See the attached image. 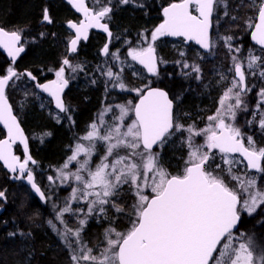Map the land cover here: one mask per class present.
<instances>
[{"label":"snow or ice","instance_id":"1","mask_svg":"<svg viewBox=\"0 0 264 264\" xmlns=\"http://www.w3.org/2000/svg\"><path fill=\"white\" fill-rule=\"evenodd\" d=\"M72 3L84 13L87 22H69L76 33L69 51L76 52L80 39H87L89 28H101L112 37L108 24L101 23L111 13V7L104 5L94 11L85 6L84 0H72ZM121 3H135V0H121ZM250 3L256 15L245 24L254 29L251 38L261 46L262 55L250 50L243 59L231 56L232 66L228 71L232 78L219 98L215 113L207 116L205 127H197L195 122L180 123L173 111V100L162 88L147 83L128 89L121 75L123 68L114 72L109 67L101 73L112 81L113 88L136 92L138 102L105 105L88 126L86 134L70 147L72 154L57 169L61 184L70 180L77 184L68 201L56 212V220L64 225V230L60 231L51 220L48 222L69 250L72 264H264V248L257 251L253 237L238 229L242 214L250 216L264 205V188L259 185V177L247 171L237 174L236 168L243 164L247 170L264 173V147H258L253 138L245 136L235 124L238 110L247 111L242 98L251 91L246 74L264 78V0H259L258 4L250 0ZM219 8L228 15L227 0H174L163 8V22L152 31L150 40L147 35L143 37L148 46L132 47L128 55L147 72L159 75L158 63L162 58L157 57L154 45L160 37H183L211 51L215 46L211 37L213 17ZM43 21L52 22L47 8ZM219 39L229 52H241L240 47H233L232 36ZM21 40L22 30L6 31L0 27V46L9 56L15 58L25 51ZM102 52L106 56L109 54L108 44ZM112 58L120 59L118 53H113ZM62 65L55 73L56 80L37 86L55 98L61 112L67 113L69 109L61 98L68 84L64 78L65 68L76 71L82 66L73 67L67 58ZM189 67L193 72H200L199 65L183 64V68ZM26 75L36 80L31 72ZM14 77L19 78V74L11 67L6 75L0 76V123L8 130V139L0 140V160L12 172L19 169L23 176L29 161H35L28 156L21 162L12 152V144L17 140L23 143L25 151L28 147L6 95L9 81ZM227 79L221 75V82ZM259 96L264 101V88L260 89ZM256 107L261 109L260 104ZM255 120L253 114V120L247 123ZM257 123L264 129V110L259 112ZM173 137L187 150L183 167L175 174L163 166L160 156V151L173 141ZM198 137L203 138V143L197 142ZM217 154L221 163H215ZM234 154H239L240 158ZM73 162L78 165L75 171L70 168ZM48 179L53 180L52 177ZM27 180L41 199H46L30 169ZM125 188L134 198L128 229L106 228L102 247L93 249L83 243L81 234L89 217L106 216L108 208L124 213L115 198ZM4 196L0 191V198ZM73 200L86 202L85 207L73 209L70 203ZM69 213L84 214L75 229L64 219Z\"/></svg>","mask_w":264,"mask_h":264},{"label":"trees","instance_id":"2","mask_svg":"<svg viewBox=\"0 0 264 264\" xmlns=\"http://www.w3.org/2000/svg\"><path fill=\"white\" fill-rule=\"evenodd\" d=\"M90 1L95 9H99L104 5L112 8L111 13L106 17L113 30L109 54L107 57L99 59V55H101L99 52V46L101 45L99 38H101V35L96 34L95 43L93 46L90 45L94 48L95 58L110 62L109 67L114 72H118L123 68L121 75L128 89L140 88L144 84L151 83V85L167 89L172 96L176 94L205 95V90H198L199 85L192 87L193 85H188L189 81L187 79L182 80L186 78L185 73L189 71L188 68H183V64L186 62L199 65V68H203L205 71V81L209 82L211 70L215 67H213V64L209 67L206 66V63H212V60H208V58L212 55H221L222 60L220 59V61H223V57L228 53L224 42L219 37L232 36L233 47H236L238 46L239 37L244 35V41H248L250 44L249 33L251 28H247L245 22L249 18L255 19L256 15V9L252 7L250 0H227L228 15H224L223 8L217 9L214 14V28L211 37L215 46L209 53H201L196 45H186L180 39H171L167 36L160 37L155 42V46L158 58H162V62L158 63L159 75H153L146 72L136 61H133L128 55V50L132 47H143L147 44L148 41H145L143 37L147 35L150 39L152 31L161 24L164 18L163 8L174 2V0H135V3L129 4H123L121 0ZM256 3L258 4L259 0H256ZM62 5H67V3L64 0H0V26L8 30H22L24 34L28 46L26 53L23 55V57H26V68H29V66H32V68L39 67L44 62L43 58L52 53L53 39L51 36L50 38L47 37L48 40L41 39V15L43 10L47 8L57 19L59 15L64 14ZM232 17H236V19L234 20ZM217 20H219L218 24L216 23ZM40 51L42 55L38 57ZM113 53L119 54V61L113 60ZM180 53H184V55L181 56ZM32 54L34 55L32 56ZM36 54H38L37 57ZM95 61L98 63V60ZM214 63L216 64L217 60H214ZM10 67L11 61L0 50V76L6 75L7 69ZM217 77L219 78V76ZM105 78V75L96 71L93 79L95 82H92L89 86H81L75 94H69L72 104L78 106L75 117L78 129L91 117L92 110H95L100 104L103 94L115 95V101L120 103L126 101L136 102L138 98L136 92L113 88L112 83L109 86L110 91L105 92V89H103ZM22 79L33 90L37 91L34 80L26 74L22 75ZM19 86L13 87L11 83V95L7 91V96L29 137L30 151L37 162L35 165H31L33 169L37 167L34 174L37 181L46 187L47 182L42 178L41 170L47 166L60 167L66 162L70 154V150L67 148L69 147L68 142L74 138L76 131L74 132L71 128L53 125L49 119L43 116L42 111L39 109V101L34 97L25 98ZM254 86L256 88V105L260 104L262 107L263 101L259 96V92L261 88H264V80L260 81V77L256 75ZM200 89H202V86H200ZM20 98H24L21 100L24 101L22 109H20ZM190 100L184 103L191 106V109H194L195 105L201 101L192 98ZM47 129H49V138L43 145L36 146V140L32 135L33 131L41 133ZM258 131L262 133L257 126L255 132ZM4 136L5 131L0 126V139ZM259 143L264 146V140L259 141ZM15 153L21 158L24 157V152L19 144L15 146ZM169 160L167 163H170V165L171 163H174L172 166L177 165V161L174 162L175 155H170ZM178 171L170 169V172L174 174ZM0 191L5 193V199L1 203L6 207L0 216V264H72L65 251L67 248L64 242L61 241L58 233L48 223L50 220L54 221V212L51 209L48 210L47 205L23 181L11 180L9 173L1 163ZM126 198L129 201L134 200L129 191ZM129 214L130 210L128 209L121 213L118 220L114 223L111 222L109 226L115 224L119 227L121 222L130 223ZM67 217L68 220L71 218L74 221L72 214H66L65 218ZM82 218V215L78 216V220ZM107 221L110 220L107 219ZM106 223L102 215H94L87 221L83 238L89 247H91L89 241L98 237L99 231ZM251 227H256L257 231L260 230L264 237V222L258 225L255 217L245 218V214H242L238 227L239 231L249 230Z\"/></svg>","mask_w":264,"mask_h":264},{"label":"flooded vegetation","instance_id":"3","mask_svg":"<svg viewBox=\"0 0 264 264\" xmlns=\"http://www.w3.org/2000/svg\"><path fill=\"white\" fill-rule=\"evenodd\" d=\"M65 3H67V5H62V9L64 14L63 15H59V17H57V19L53 16V14L50 12V10L48 9L49 15L52 18V22L48 23L46 21H43V13L41 15V21H40V28H41V34H43L41 36V39L43 38L48 40L47 37L53 39L52 41V47H53V51L50 54H47L46 58H43V63H41V65L37 68H32V66H29V68H26V61H25V56L23 57V55L26 53L28 46L27 43L25 41L24 38V34L22 33V40H21V44L25 47V52L16 60L13 61L11 60V68L14 69V71H17V73L19 75H23L26 74L28 72H31L33 76L36 77V80H34V84L36 87L37 83H44V82H48V81H52V80H56V71L63 66L62 65V61L67 58L69 59V61L71 62V65L73 67L77 66V65H81L82 67L78 68L76 71H72V68L66 67L65 68V74H64V78L68 80V84L67 86L64 88L63 90V99H64V104L68 107H71L73 109V116L74 118H72L73 122H70L69 124H67V119L65 117L62 118H54V116H52V112L54 111L57 114H63V112H61L57 107L54 106V102H53V98L46 94L43 93L42 91L38 90L37 91L40 92L42 99L46 100V104L45 107L41 108L40 110L42 111V114L45 118L49 119L51 121V123L53 125H58V126H62L63 128H71L72 130H74V138H72L70 140V142H68V145L70 146L72 143L76 142L78 140V137L80 135H82L84 132H86L88 126L90 125V123L94 120L93 116L96 115V112L105 105H115V104H122V103H126V102H117L115 101L116 97L115 95H111L110 93H106L103 94L101 96V101L100 104L97 106V108H95V110H92L91 113V117L82 125V127L80 129H78L77 127V122H76V113L78 111V106L73 105L72 100H71V96H69V94H75L78 90V88H80L81 86H89L90 84H92V82L94 81V76H95V72H99L102 73L106 72L107 68H109V64L110 62L105 61V60H99L101 59V57L105 58L107 57L106 55L103 54L102 49L105 46V43L107 41V35L106 33L102 32V31H97L95 29H90L88 32V37L87 39L81 38L80 41L77 44V50L76 52H71L69 51L70 48V41L72 39H75L76 33L74 30L71 29L69 22H74L76 24H80L82 21V16L77 13L75 11V9L73 8L72 5H70L67 1L64 0ZM88 5L90 8H92L94 11H97L99 9H95L92 6V3L90 0L87 1ZM44 12V10H43ZM102 21L104 23H107L110 27V29L112 30V26L110 25V23L107 21V18H103ZM2 27V26H0ZM4 28V27H2ZM7 31H13V30H8L6 28H4ZM95 33V34H94ZM96 34H100L101 38L100 39V46H99V52L101 55H99V59L95 58L94 56V48L91 47L93 46V44L95 43L94 39L96 37ZM112 37H113V30H112ZM243 38V39H242ZM249 39H250V33H249ZM111 42H112V38L109 44V51H110V46H111ZM251 39H250V44L249 42H245L244 41V35H242L241 37H239L238 39V46L236 47H240L241 48V52L240 53H234V52H229L226 54V56H224L223 60H226L227 62L225 64H223L222 68H225L224 71V76H227V80L225 81V84H223V86L219 87L217 89V92L213 98L214 102L209 104L210 102V98H207L205 95H199V94H194V95H183V94H176L174 96L170 94L171 99L173 100L174 103V114L177 116V118L179 119V122H183L185 125L191 124L193 122H195L196 125H198L199 123H197V119H199L200 123H203V118H205V121L203 123V126L207 123V116L213 115L215 113L216 108L219 106L218 104V100L219 98L222 96L223 91L226 89V87L228 86L231 78H232V73H230L228 71V69L232 66V61H231V56L232 55H237L239 56L241 59H243L245 56H247L248 52L251 51H258L259 55H262L260 49L261 47L258 45L253 44ZM91 45V46H90ZM93 50V51H92ZM255 52V51H254ZM203 53V52H202ZM256 54V52H255ZM29 60V59H26ZM95 60H98V63H96ZM189 65H197V64H189ZM189 71L185 73L186 78L182 79V80H188L189 84L188 85H193L192 87H194L195 85H199L198 90H203L200 89V86H203V84L206 82L205 81V77H204V73L202 71L198 73L193 72L191 67L188 68ZM221 73V72H220ZM221 74V75H222ZM221 75L216 74V76L221 77ZM247 75V79H246V83L248 85L249 88H251L250 92H247L242 98L245 102L247 111H239L237 112V119L235 121L236 125L238 127H240L244 130L245 134L250 133V132H254L255 130V123L252 122L251 124L247 123V121H250L253 118V110L256 107V88H255V77L249 76V74ZM196 76H199V79L196 78ZM15 78V77H14ZM13 78V79H14ZM31 78V77H30ZM12 79V80H13ZM260 77V81H262ZM11 80V81H12ZM10 81V82H11ZM104 83V88L105 92L106 91H110V87L112 81L108 80V78L106 77L103 81ZM10 84V83H9ZM153 86H157V85H151ZM190 86V88H191ZM226 86V87H225ZM159 87V86H158ZM9 88V89H8ZM189 88V87H188ZM7 91H9V93L11 94V85L9 87H7ZM189 96V97H188ZM189 100H188V98ZM190 98L192 99H200L201 101L199 103H197L195 105L194 109H191V106L185 105L184 102H189L191 101ZM115 101V102H114ZM138 101V98L136 100V102ZM135 102V103H136ZM264 105V103H263ZM243 107V106H242ZM181 115V118H180ZM110 118V117H108ZM246 129H250V130H246ZM46 133H49V129L45 130ZM248 131V132H247ZM245 144H247V140H245ZM68 148V147H67ZM234 156L239 157L238 154H234ZM29 168L31 170V163H29ZM248 172H252L250 170H248ZM18 173V174H17ZM15 175H11L10 174V179L11 180H22L21 177L25 176V174L23 176H21L20 172H17ZM35 175V174H34ZM36 178V175H35ZM37 181V178H36ZM37 183L40 185V187L42 188V190L45 192V189H48V185L45 187L42 183H39L37 181ZM46 194V192H45Z\"/></svg>","mask_w":264,"mask_h":264},{"label":"rangeland","instance_id":"4","mask_svg":"<svg viewBox=\"0 0 264 264\" xmlns=\"http://www.w3.org/2000/svg\"><path fill=\"white\" fill-rule=\"evenodd\" d=\"M180 40H182V42L184 43V40L182 38ZM177 44L179 45L180 43L178 42ZM147 46H148V42L143 47H147ZM129 50H128V52H129ZM254 51L256 52V55H259L258 54V51H256V50H254ZM41 53L42 52L40 51L39 52V55L36 54V57H37V55H38V57H40V55H42ZM201 53H202V51H201ZM33 55L34 54H32V56ZM209 59L212 60V63H206V66L209 67L211 64H213L214 65L213 67H215V68L214 69L212 68V70H211V73H210L211 74V79H210V81L204 83L202 87H203V90H205L204 91L205 92V96L207 98H210L209 104H211V103L214 102V100H213L214 96L213 95L216 94L217 89L220 86L222 87L223 84H225V81L224 82H221V77L218 78L216 76V74H219V75H221L222 73L224 74L225 68H222V67H223V64H225L227 61L226 60L220 61V59L222 60V56L221 55H217V56L216 55H212L211 57L208 58V60ZM214 60H217V63L216 64L214 63ZM219 61L221 62L220 64H219ZM193 64H195V63H193ZM200 71H202L204 73V77H205V71H204V69L203 68H200ZM257 71H259V70H257ZM207 75H209V74H207ZM249 76L251 78L252 75L249 74ZM257 76H259V75L257 74ZM215 77H217V78H215ZM253 77L256 78V76H253ZM196 78H197V76H196ZM261 80H264V79H261ZM11 83H12L13 87H18L20 85L19 88L23 91V93L25 95V98L26 97H28V98L34 97L35 99H37L39 101V103H40L39 109L45 107L46 100L45 99H42L40 92L33 90L30 86H28L26 84L27 82L22 79V75H19V78H15L12 82H10L9 86L11 85ZM22 99H24V98H20V109H22L23 104H24L23 103L24 101H21ZM218 102H219V100H218ZM263 103H264V101H263ZM66 107L69 109V111L67 113L63 112L62 115L61 114H57L54 111H51V112L53 113L52 116H54V118H57V117H59V118L65 117L67 119V124H69L70 122H73L72 121V118H74V116H73V112L74 111H73V109L71 107H68V105ZM103 107L104 106H102L96 112V115L93 116L94 120L96 119L97 114L102 110ZM261 110H264V105L261 107V109H257V107H255V109L253 110V112H254L253 114L256 115V120L253 121V122L255 123V127L258 126V128L262 131V133L260 131L255 132V130H256V128H255L254 132H250V133L245 134L244 130L241 128V125H240V129H241L242 133H244L245 136H251L258 147H264V146L260 145V143H259V141L264 140V129H261L259 127L258 123H257V121L259 119V117L257 118V115L259 116V112ZM116 114H118V110H116ZM110 116H111V114H109V117ZM180 118H181V115H180ZM251 120H253V118ZM202 121L204 123L205 118H203ZM196 122L199 123L197 125V127H200V128L205 127L206 124H207L206 123L203 126V123H200L199 122V119H197ZM180 123L184 124L182 121ZM246 130H250V129H246ZM85 134H86V132H84L82 135H80L78 137V140H79V138L83 137ZM32 135H33V138L36 140V146L43 145L45 143V141L49 138V134L48 133H45V131L44 132H41V133H39L37 131H33ZM78 140L76 142H78ZM76 142L72 143L68 147L69 150H70V147H73ZM80 142H83V141H80ZM197 142L198 143H203V138L202 137H198L197 138ZM156 150H158V149H156ZM186 151H187L186 149H184V148L181 147L179 139L176 138V137H173V141L170 142L169 144H166L163 147L162 151H160L161 163L169 171H170V169L180 170L183 167V160L186 159ZM213 151L215 152V150H213ZM101 152H102V149H101ZM71 154H72V152L70 150L69 156ZM172 154L175 155V161L174 162L177 161V165L176 166H172V165H174V163H171V165H170V163H167V161L169 160V156L172 155ZM22 159H24V158H22ZM93 160H94V162H96L97 161V157L94 156L93 157ZM215 163H221L219 154H217V156H216ZM62 165L60 167L59 166H47V167L43 168L42 170L40 169L41 172H42V175H43L42 178L47 182V185H48V189H45L47 198H46V200L43 201V203L47 205L48 210L51 209L54 212L55 217L53 218V220H54L53 223L56 225V227L60 231H63L64 230V225L61 224L58 220H56V212H57V210L59 208H62L64 206V204H65L66 201H68V198L70 197L72 188L77 187V184H76L75 181H71L70 180L67 183L61 184L60 181L57 179V177H58L57 169L61 168ZM77 167H78V165L76 164V162H73L70 165V168H71L72 171H75ZM222 167H223V165H222ZM236 168H237V174H241V173H243L245 171L248 172V170L245 168V166L243 164L237 165ZM35 169H33V167L31 166V171L33 173H35L34 172ZM249 174L257 175L259 177V181L258 182H259L260 187L261 188H264V173H250L249 172ZM49 177H52L53 180L50 181L48 179ZM9 178H10V174H9ZM225 179L227 180V177H225ZM127 193H128V189L125 188L120 193L119 197L118 198H115V203L118 206L122 207L125 211H127L128 209L130 210L131 204L134 203V200L133 201H129V199L126 198V194ZM127 201H128V203H127ZM70 203H71V206L73 207V209H77L78 207L79 208H84L86 202L73 200V201H70ZM120 214L121 213H117L115 211V209L108 208L107 209V215L106 216L102 215L104 217V219L106 220L107 223L104 224V226L102 227L101 231H99L98 237L96 239L93 238V240H92L90 238L91 241H89V242L91 243V247L93 249H95L97 246H100V247L103 246L104 230L111 224V222L112 223L116 222L118 220V217H120ZM80 215H82V217L84 218V216H83L84 214L83 213H81ZM80 215H78V216H80ZM68 216L70 217V215H68ZM78 216L77 215H73L74 221L71 220V218H70V220H68V217L67 218L64 217V219H65V221H67V224H68L69 227L75 229V228H77L79 226V224H78ZM92 217H89V219L92 218ZM251 217H255V219L257 220V224L258 225L259 224H262L264 222V205H261L257 209V211L254 212L250 216L247 215V214H245V218H251ZM107 219L110 220V221H107ZM128 224L129 223H127V222H121V224H120L119 227H117V225H115V224H112L111 227H115L117 230H118V228H121L118 231H126L128 229V227H129ZM85 228H86V226L84 227V230H85ZM256 229H257L256 227H251L249 230H241L240 232H244L247 235L252 236L253 237V240H254V244L256 246H258L257 251H259L258 249L264 248V237L261 234L260 230L257 231ZM84 230H83V232H84ZM83 232L81 234L82 235V242L87 244V242L83 238ZM90 235H92V234H90ZM58 236L60 237L61 241L63 242L61 236L59 234H58ZM65 251H66L67 255L70 257L69 250L68 249H65Z\"/></svg>","mask_w":264,"mask_h":264},{"label":"water","instance_id":"5","mask_svg":"<svg viewBox=\"0 0 264 264\" xmlns=\"http://www.w3.org/2000/svg\"><path fill=\"white\" fill-rule=\"evenodd\" d=\"M65 1H67L70 5H72L73 8L75 9V11H76L77 13H79V14L82 16V21H81V22H85V23H86L87 21H86V19H85L84 13L78 10V8L75 6V4L72 3V0H65ZM87 1H88V0H84V4H85V6L88 7L89 9H92V8L89 7ZM176 2H178V1H176ZM167 6H168V5H167ZM167 6H166V7H167ZM92 10H93V9H92ZM162 22H163V21H162ZM162 22H161V23H162ZM101 23H104V22L101 20ZM106 24H107V23H106ZM69 25H70V24H69ZM70 27H71V26H70ZM108 27H109V25H108ZM213 27H214V26H213ZM71 29L75 31L74 28L71 27ZM90 29H95V30H97V31H102V32L106 33V35H107V41H106L105 44H108V47H109V44H110V41H111V38H112V37L109 38L107 32H105V31H104L103 29H101V28H95V27H93V28H89V29H88V32H89ZM109 30L112 32V30L110 29V27H109ZM253 30H254V29H251V31H250V39H251V41H252L253 44L258 45V44L256 43V41L252 40V38H251V32H252ZM6 31H7V30H6ZM212 31H213V28L211 29V34H212ZM87 37H88V33H87ZM167 37H168V38H171V39L183 38V37H172V36H167ZM82 38H83V37H82ZM183 39H184L185 44H187V45H189V44H194V45H196L197 47H199L201 50H203L204 52H209V50L203 49V48H202L199 44H197L195 41H188V40H186L185 38H183ZM18 46H20V45H18ZM258 46H260V45H258ZM260 47H261V46H260ZM24 48H25V47H24ZM155 48H156V47H155ZM0 49H1V50L7 55V57H8L9 60H13V61H16V60H17V59H18V58H19V57L25 52V51H24L23 53H20L19 56L13 58V57H11V56L8 55L7 50L4 49L2 46H0ZM103 54H104V53H103ZM156 55H157V57H158L157 49H156ZM141 66L144 68L143 65H141ZM144 69H145V68H144ZM145 70H146V69H145ZM146 71H147V70H146ZM16 72H17V71H16ZM148 73H149V72H148ZM150 74H152V73H150ZM10 81H11V80H10ZM10 81H9V82H10ZM48 82H49V81H48ZM48 82L37 83V84H36V88H37L38 90L42 91L43 93H46V94L50 95L48 92H45L43 89H41V88H39V87L37 86L38 84H46V83H48ZM153 87H158V86H153ZM158 88H162V87H158ZM162 89H163L164 91L168 92L165 88H162ZM6 90H7V88H6ZM168 95H169V98L171 99L169 92H168ZM50 96H51V95H50ZM51 97H52V96H51ZM52 98H53L54 106L57 107V106H56L55 98H54V97H52ZM61 98H62V100H63V102H64V99H63V92L61 93ZM8 102L11 104L9 98H8ZM137 102H138V101H137ZM11 105H12V104H11ZM12 109H13V106H12ZM59 110H60V109H59ZM173 111H174V109H173ZM13 115H15V116L17 117V120H18V122H19V124H20V127L23 129V134H24V136L27 138V141H28V147H27V151H25L23 143H22L20 140H17L15 143L12 144V152H13L14 155H16V154H15L14 147H15L16 144H19V145L22 147L23 151H24V156H25V158H27L28 156H31V157H32V160L35 161V163H32V161H29V162H31L32 164H36V160L34 159V157H33L32 154H31V151H30V144H29V138H28V135H27V133H26V131H25L23 125L21 124V122H20L18 116L15 114L14 109H13ZM0 126H1V127L5 130V132H6V136L3 137V138H1L0 140H7V139H8V130H7V127H6L3 123H0ZM238 155H239V154H238ZM16 156H18V155H16ZM20 161L23 162V160H21V159H20ZM0 163L3 165L4 169H5L7 172H9L12 176H13L15 173L19 172V169H17L16 172H12L11 169H9V168L4 164V162H3L2 160H0ZM28 170H29V163H28L27 168H26V170H25L26 175L23 176V177H21V178H22V180H23L27 185H29V186L31 187L32 191H33L38 197H40V195H39V194H38V193L32 188L31 183L27 180V172H28ZM253 171H254V170H253ZM31 173H32V172H31ZM32 175H33V178H34V182L37 184V182H36V180H35V175H34L33 173H32ZM37 185L39 186V184H37ZM39 187H40V186H39ZM40 189H41V187H40ZM41 191H43V190L41 189ZM44 194H45V193H44ZM4 198H5V196H4ZM4 198H0V216L3 214V212H4L5 209H6L5 205L1 204V200H4ZM40 198H41V197H40ZM45 198H46V196H45ZM42 200H44V199H42ZM238 227H239V225H238Z\"/></svg>","mask_w":264,"mask_h":264},{"label":"bare ground","instance_id":"6","mask_svg":"<svg viewBox=\"0 0 264 264\" xmlns=\"http://www.w3.org/2000/svg\"><path fill=\"white\" fill-rule=\"evenodd\" d=\"M8 89H9V88H8ZM8 89H7V90H8ZM259 247H260V246H259ZM258 250H259V249H258Z\"/></svg>","mask_w":264,"mask_h":264}]
</instances>
